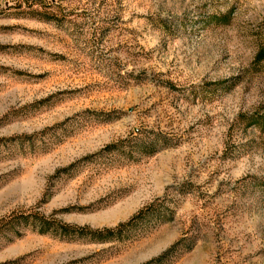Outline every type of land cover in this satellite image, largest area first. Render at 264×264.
Here are the masks:
<instances>
[{
	"label": "rangeland",
	"instance_id": "obj_1",
	"mask_svg": "<svg viewBox=\"0 0 264 264\" xmlns=\"http://www.w3.org/2000/svg\"><path fill=\"white\" fill-rule=\"evenodd\" d=\"M260 53L264 0H0V264H264Z\"/></svg>",
	"mask_w": 264,
	"mask_h": 264
},
{
	"label": "trees",
	"instance_id": "obj_2",
	"mask_svg": "<svg viewBox=\"0 0 264 264\" xmlns=\"http://www.w3.org/2000/svg\"><path fill=\"white\" fill-rule=\"evenodd\" d=\"M53 9L56 8L57 11L59 12L60 11V6L58 5H54L52 6ZM55 10V9H54ZM56 11V10H55ZM33 14L35 15V17H37L38 19H43V20H52V21H56L58 22L59 19H58V15H57V12H54L53 14L51 13H47V12H44V11H39V10H34L33 11ZM49 15V16H48ZM46 17H51V18H46ZM263 53V52H262ZM260 53L259 56H258V60H263L264 59V55ZM112 147V145L108 146V149H110ZM155 206V203H152L150 205H148L146 208L144 209H141L138 214H136L135 216H133L130 221H128L127 223H122L120 225H118L116 228H105V229H92L90 227H78L76 225H70V224H66V223H63L59 220H54L52 221L53 222V225H55V228H58L60 229V231L64 232V233H71V231H83V230H87L89 231L90 233L94 234V235H103L105 233H112L114 231H118L119 233H122V230L123 228L128 225V224H133L134 221L138 220V219H141V217H144L153 207ZM36 217L37 219L41 222V231L44 232L45 229L48 228V226L51 224L50 222H48V220L43 216V215H40V213H37L36 214ZM55 223V224H54ZM74 229V230H72ZM82 235V234H80Z\"/></svg>",
	"mask_w": 264,
	"mask_h": 264
}]
</instances>
